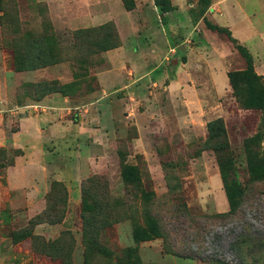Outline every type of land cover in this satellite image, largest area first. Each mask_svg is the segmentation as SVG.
<instances>
[{
    "label": "rangeland",
    "instance_id": "1",
    "mask_svg": "<svg viewBox=\"0 0 264 264\" xmlns=\"http://www.w3.org/2000/svg\"><path fill=\"white\" fill-rule=\"evenodd\" d=\"M119 1L126 16L120 26H133L136 35L129 37L123 88L105 89L109 95L99 100L104 92L98 75L110 68L103 49L122 44L117 22L71 27L44 0H0L4 102L37 113L60 106L41 99L64 97L71 118L86 113L91 125L112 130L113 142L100 154L104 158H96V171L81 180L78 200L52 179L42 211L0 206V264H264V177L248 171L251 157L264 166V113L245 108L227 77L228 70L245 68L244 55L226 34H205V23L188 35L202 19L198 0L179 12L169 0L165 13L143 1ZM241 1L247 11L256 8V0ZM96 7L106 9L103 3ZM232 22L228 28L251 53L257 72L264 52L254 53L249 23ZM187 38L185 44L202 57L204 49H216L226 75L221 68L208 75L207 62L189 64L182 75L191 74L192 85L183 94L170 84L187 55L181 49L176 56L169 46ZM111 53L118 62L121 56ZM112 97L113 115L91 112ZM123 165L129 166L127 182ZM92 201L101 208L97 213L108 216L98 238L92 228L84 231L82 220ZM40 223L52 227L36 230Z\"/></svg>",
    "mask_w": 264,
    "mask_h": 264
},
{
    "label": "crops",
    "instance_id": "2",
    "mask_svg": "<svg viewBox=\"0 0 264 264\" xmlns=\"http://www.w3.org/2000/svg\"><path fill=\"white\" fill-rule=\"evenodd\" d=\"M44 1L50 9L55 6L56 11L61 14L62 20L71 27L95 26L109 20L117 22L122 44L106 51L110 60V68L98 75V81L104 92L99 100L109 95L105 89H112V92L122 89V69L128 62L129 54L127 53L132 46L129 37L131 33L132 36L136 33L133 26L127 24L126 27H122V24L120 26V21L126 18L120 1ZM138 1H143L146 7L154 6L152 0ZM187 1L189 0H171L172 4L175 5L174 11L179 12L183 8H187ZM241 2V0H210V5L204 16L217 24L215 18L222 19L220 24L229 28L233 27V20L239 21L240 24H244V21L249 23L247 26H249L250 39L257 40L254 53L264 52V29L261 31L259 28L261 24H264V0H256V8L249 11L242 7ZM102 3L106 9L99 12L96 6ZM189 4V7L194 5L192 1H189ZM186 19L190 20L188 16ZM255 21L258 22V25L255 24ZM201 23L204 24L202 19L196 25L194 24L188 35L195 33L196 27ZM207 30L210 29L206 28L205 34L208 33ZM187 40L188 38L177 46H169V51L175 52L174 55L180 56L181 49L187 55L186 61H180L178 66L180 73L170 84L171 88L178 86L183 94L192 85V75H182L185 66L189 64L207 62L209 65L208 75L215 76L220 68L223 75H226V69L221 62L222 59L214 51L216 49H209V53H207V49H204L202 51L204 57H202L200 52L194 49L195 46L189 47L185 44ZM111 52L121 56L118 62H114L112 58L114 54ZM256 70L258 74L264 77V62L258 65ZM110 94L113 93L110 92ZM66 102L64 97H45L38 103L58 104L60 105L56 106L59 107L58 111L48 109L47 111L30 113L26 109L24 110V105L10 108L0 96V206L3 204L12 212L19 211L21 208L30 213L42 211L46 206L48 183L52 179L63 182L72 197L76 195L77 198L74 200H78L81 180L96 171V158H104V155L100 154L104 153L106 149H111V144H113L112 130L102 128L101 125L98 127L91 125L85 115L86 113L79 115L77 119L71 118L68 110L66 112L64 109L65 106L67 107ZM115 104L116 101L112 97L109 101L99 102L93 109L91 108V112L96 110L97 115H100L101 112L105 115L110 113L113 115L112 109ZM93 118L96 119V116ZM51 227L52 225L47 223H40L36 225L35 229L49 231ZM193 261L194 264H198L195 259Z\"/></svg>",
    "mask_w": 264,
    "mask_h": 264
},
{
    "label": "trees",
    "instance_id": "3",
    "mask_svg": "<svg viewBox=\"0 0 264 264\" xmlns=\"http://www.w3.org/2000/svg\"><path fill=\"white\" fill-rule=\"evenodd\" d=\"M153 2L156 7H159L161 12L165 13L170 10L169 0H153ZM198 5L200 7L199 17L203 19L206 27L210 30L218 32L219 34H226L229 39L235 43L238 50L244 55L246 59V66L244 69L227 71V77L232 90L236 93V96L240 99V102L245 108H253L255 110L260 111L261 113H264V77L255 71L251 53L244 45L238 43V40L232 36L228 27L213 23L204 17V13L210 5V0H198ZM193 21H196V18H194ZM117 46H119V44L118 42H115L112 44H108L103 50H109ZM242 83L246 84V86L243 88H241L240 86V84ZM241 90H243L244 92L242 94H239V91ZM255 136L259 140L262 139V134H260L259 132H257ZM128 168L129 166L127 165L122 166V177L126 182L128 181ZM248 171L254 175L264 177V166L262 164V159L258 157V159L256 160L254 159V157H251L250 162L248 164ZM222 177L224 179L223 171ZM53 184L62 186V189L65 191L66 194V188L63 186L62 183H60L59 181H53ZM224 187L227 190L225 181ZM227 195L229 196V191H227ZM61 201H63L62 198ZM92 202V207L94 210L92 209V211H90L89 213L84 215L82 214V220L85 226L84 231L87 228H92V232L95 233L96 238H98L100 230L103 229L107 224L105 222L108 220V216L105 213H97L95 209L101 210V208L98 207L95 201ZM49 206L51 207V203L49 204ZM19 237H23V233H21ZM145 237L146 235L144 234L142 238Z\"/></svg>",
    "mask_w": 264,
    "mask_h": 264
}]
</instances>
